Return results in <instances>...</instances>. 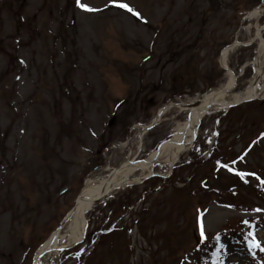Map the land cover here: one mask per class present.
Listing matches in <instances>:
<instances>
[{
    "label": "rangeland",
    "instance_id": "obj_1",
    "mask_svg": "<svg viewBox=\"0 0 264 264\" xmlns=\"http://www.w3.org/2000/svg\"><path fill=\"white\" fill-rule=\"evenodd\" d=\"M116 3L140 15L113 0H0V264H33L87 186L152 162L229 85L226 50L238 78L226 104L264 73V0ZM255 91L203 114L174 164L137 171L89 209L82 243L38 264H264V78Z\"/></svg>",
    "mask_w": 264,
    "mask_h": 264
},
{
    "label": "bare ground",
    "instance_id": "obj_2",
    "mask_svg": "<svg viewBox=\"0 0 264 264\" xmlns=\"http://www.w3.org/2000/svg\"><path fill=\"white\" fill-rule=\"evenodd\" d=\"M257 14H258V11L253 12L252 17H255ZM227 51L228 50H226L223 55L225 62H226L225 59L227 58L229 54V52ZM228 84L229 85L225 88L232 86L233 84L232 75L230 76V81ZM220 90H223V89H220ZM257 94L258 92L250 88L246 91L245 94H241L237 98V100L241 99L242 97L245 99H250L254 97L256 98L258 97ZM228 95L229 94H226V95L221 94L218 97H216V99L214 100H216L219 103H222V102L225 103ZM212 97L213 95L211 94L205 97V99L203 100V105L208 106L210 104V101L212 100ZM219 108H220L219 105H215V107L211 110V112H215V110H218ZM191 119H192V125L190 128L189 134L192 133L191 132L192 126H194V124H196L197 122V112L192 114ZM184 134H185V124L177 128V132L174 136V139L177 142H181L183 140ZM184 152H186V148L184 147L177 146L176 144H167L161 150L160 159L172 165V163L174 164V162L176 161L178 154L184 153ZM139 170H142V171L152 170V167L144 163H139L137 165H130V166L124 167L114 177L111 178L110 183H109V188L116 191L117 189H122V188L127 187L129 183L130 184L135 183L136 182L135 178L137 177H135L134 174ZM109 175L105 178V180L101 181L99 185H89L84 189L83 198L81 201H79V203H77V210L72 220L70 221V223L67 224L68 225L67 233L61 235V238H59L58 245L60 246L75 245L77 243H81L84 241L86 230H87L86 216L88 214L89 209L91 208V203L88 200L97 199L100 196V194L104 191L107 185V180H109L108 179Z\"/></svg>",
    "mask_w": 264,
    "mask_h": 264
},
{
    "label": "water",
    "instance_id": "obj_3",
    "mask_svg": "<svg viewBox=\"0 0 264 264\" xmlns=\"http://www.w3.org/2000/svg\"><path fill=\"white\" fill-rule=\"evenodd\" d=\"M264 6H261L260 8H263ZM236 45H241V46H244V44H241V43H238L236 42L235 44H233L232 46H230L229 48L227 49H231L233 47H235ZM221 63H222V67L224 69H227L224 65H223V57H221ZM229 72H231L233 74V78H234V82L232 84V86L228 87V88H225L223 90H218L214 93H212L211 95H213L212 97V100L210 101V104L208 106H204L202 108H197L195 109L194 111L197 112V118H198V122L195 126V128L193 129V132H194V136L192 138L191 141H187V132H188V127L191 125V115L189 116L188 118V122H187V131L185 132V138H184V141L183 142H177L176 140L174 139H170V140H167L166 142H164L163 144H161L158 148V150L156 151L155 153V157L153 159L152 162H148L147 160H142L141 162L144 163V164H147L148 166H151L152 168L155 166L157 160H158V157L160 155V152H161V149L163 147L164 144H179L181 146H187V145H191L196 137H197V134H198V130H199V126L201 124V119H202V116L203 114H208L210 113V110L215 106V105H219L220 106V109H231L233 107H236L240 104H243L247 101H249L248 99H245V98H241L239 101L233 103V104H226V103H219L217 102L216 100V97H218L219 95L221 94H228V93H231L237 86V76L235 75L234 72H232L231 70L227 69ZM260 81V78H258L253 86V88L255 89L257 84L259 83ZM165 109H163L160 114L163 113ZM157 122H158V119H157ZM150 128H147V131L149 130ZM135 164V160H132V161H129L125 164H123L122 166H120V168L118 169H115L110 175H109V180H107V185L104 189V191L100 194V196L97 198V199H89L88 201L91 203V207H93L94 205H96L97 203H99L100 201H102L109 193L113 192L114 190L113 189H110L109 188V183H110V180L112 177H114L122 168L124 167H127V166H130V165H134ZM146 179H148V177H142V178H139V181L141 182H144ZM116 190V189H115ZM83 198V196H80L78 198V201H81ZM77 210V204L75 205L74 209L69 213V215L66 217V219L61 223L60 227L55 231V233L53 234L51 240L48 242L47 246L38 251L36 254H35V257L33 259V264H38V262L47 254L49 253H52L54 251H61L63 249H66V248H60V247H55V244L59 238V234L61 233V231L63 230V228L66 226V224L73 218L75 212Z\"/></svg>",
    "mask_w": 264,
    "mask_h": 264
},
{
    "label": "snow or ice",
    "instance_id": "obj_4",
    "mask_svg": "<svg viewBox=\"0 0 264 264\" xmlns=\"http://www.w3.org/2000/svg\"><path fill=\"white\" fill-rule=\"evenodd\" d=\"M115 6L117 7H120V8H123L125 10H127L128 12L132 13L133 15L135 16H139L140 14L138 12H135L133 8H131L128 4L126 3H116V0H113ZM80 6L86 10V11H96L97 9H93V8H90L88 5L86 4H80ZM224 167H227V165H224ZM231 170V169H229ZM242 175V174H241ZM259 179V178H258ZM264 182V181H262ZM257 211H261V210H257ZM245 224H248L249 222L248 221H244ZM201 235L203 236L204 235V229H203V224H201ZM251 246L253 248H261V245H260V242L259 241H256L255 239H253V241L251 242ZM221 248L223 249L224 248V245L222 244L221 245ZM261 251H264V248H261Z\"/></svg>",
    "mask_w": 264,
    "mask_h": 264
},
{
    "label": "trees",
    "instance_id": "obj_5",
    "mask_svg": "<svg viewBox=\"0 0 264 264\" xmlns=\"http://www.w3.org/2000/svg\"><path fill=\"white\" fill-rule=\"evenodd\" d=\"M262 181H264V179L257 183V188L259 190H261L262 193H264V182H262ZM220 249H221L220 237H216L214 249L211 252L212 254L208 259H210L214 255H217L220 252ZM204 261H205V258H204ZM204 261L201 264H204L205 263Z\"/></svg>",
    "mask_w": 264,
    "mask_h": 264
}]
</instances>
